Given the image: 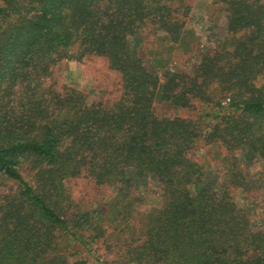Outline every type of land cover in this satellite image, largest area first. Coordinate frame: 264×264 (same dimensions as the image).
<instances>
[{
  "label": "trees",
  "instance_id": "obj_1",
  "mask_svg": "<svg viewBox=\"0 0 264 264\" xmlns=\"http://www.w3.org/2000/svg\"><path fill=\"white\" fill-rule=\"evenodd\" d=\"M183 1L0 0V264H93L70 245L100 264H264V227L237 195V151L264 161V0H211L227 35L242 32L231 49L203 54L193 74L159 72L129 38L152 23L177 43ZM71 50L106 59L120 93L110 105L46 83ZM212 98L207 125L156 113ZM212 143L224 151L209 173L197 148ZM146 178L161 199L144 212L131 192ZM77 179L115 190L89 204ZM95 241L114 259L100 261Z\"/></svg>",
  "mask_w": 264,
  "mask_h": 264
},
{
  "label": "rangeland",
  "instance_id": "obj_2",
  "mask_svg": "<svg viewBox=\"0 0 264 264\" xmlns=\"http://www.w3.org/2000/svg\"><path fill=\"white\" fill-rule=\"evenodd\" d=\"M185 2L187 3L186 8L184 6L180 10L185 9L187 16H183V27L180 40L177 43H171L164 39V32L152 23H145L129 38L134 53L143 57L148 65L156 68L159 72L178 70L193 74L194 68L200 62L203 54L213 53L221 49L223 51L231 49L230 37H237L242 33L227 35L224 14L219 15L214 11L217 6L213 5L211 0H185L183 1L184 5ZM208 4L211 5L210 8ZM175 5H177V0ZM73 51L71 50L70 57L61 59L53 67H50L51 76L46 79V83L53 84L57 88L62 84L73 85L87 92L89 101L100 99L105 105H110L114 98L120 94L117 86V75L108 69L104 57L89 55L83 59L84 61H77ZM263 81L264 78H258L257 84L259 85ZM215 99L212 98V100L207 101L193 99L191 105L186 108H178L161 102L156 106V113L160 116H171L175 112L176 115L197 120L207 125L212 119L211 116L205 119L204 114L215 111ZM225 102L226 100H223L222 104L224 105ZM197 150L203 156L205 169L209 173L221 167L220 157L224 148L220 144L212 143L204 148H197ZM237 155L241 156H239L241 158L240 169L247 179L246 189L237 191L238 199L252 209L257 222L261 227H264V161L250 154L243 156L238 151ZM33 171L26 165L21 169L22 176L30 184H33L34 181ZM77 181L79 182L78 188H83L84 190H80L85 193L86 197H89V204L94 201L104 204L115 190L114 187L102 189L97 186H93L91 190L90 184L86 183L85 180L77 179ZM219 181L220 179L217 180V183ZM157 191L158 188L150 178H146L142 182L138 180L132 186L131 192L133 197L139 199L135 207L145 212L151 207L157 206L161 199ZM135 222L138 225V220ZM109 227L111 228L112 225L109 224ZM92 247L93 251L95 248L94 253L96 255L102 253V256H98L100 261L108 263L114 259V253H104L101 241H95ZM66 248L72 249L76 258L86 259L93 264L101 263L89 257L83 248L75 245ZM108 249L117 251L116 247Z\"/></svg>",
  "mask_w": 264,
  "mask_h": 264
}]
</instances>
